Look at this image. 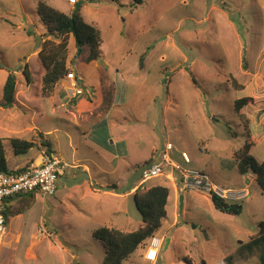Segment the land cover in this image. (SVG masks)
<instances>
[{
	"label": "rangeland",
	"instance_id": "374dc122",
	"mask_svg": "<svg viewBox=\"0 0 264 264\" xmlns=\"http://www.w3.org/2000/svg\"><path fill=\"white\" fill-rule=\"evenodd\" d=\"M45 1L69 15L75 6L70 0ZM78 1L84 7L85 21L101 29L104 57L89 62L88 48L79 52L70 35L67 75L50 95L39 94L45 68L39 54L33 53L42 49L46 40L61 39L49 35L37 14V0H0V82L4 68L9 67L7 62L14 70L29 66L33 105L40 109L35 123L44 130L62 128L76 119L81 124L106 118V109L115 100L118 106L111 115V138L107 139L102 125L96 126L91 137L109 144L107 148L118 156L128 149L145 147L143 154L131 155L135 160L144 157L135 169L105 174L104 180L111 185L118 181L122 191L129 181L142 180L144 169L161 162L165 151L178 165L163 163L161 175L141 185L142 191L160 183L171 189L168 218L156 234L164 238L161 248L151 260L146 257L148 246L140 247L123 264H199L202 259L207 264H264V249L248 246L264 221V190L255 174H239L234 158V151L247 140L234 102L246 96L253 99L242 109L257 141L252 153L264 161V0H145L138 6L132 5L133 0ZM28 55L32 56L26 61ZM26 88V83H21L17 89ZM61 92L70 99L78 94V99L87 97L96 107L86 115L71 110L73 105L58 104ZM6 122V129L19 128L18 120ZM27 124L32 125L28 118ZM57 133L64 137V132ZM19 134L18 138L25 137ZM118 136L123 143L110 145ZM33 137L35 146L26 154H11V144L5 145L10 168L44 151L57 154L52 149V144H57L54 136L51 141L41 132ZM61 144L67 140L63 138ZM168 144L173 148L166 150ZM60 149L66 155L70 152L66 145ZM194 171L206 175L211 188L220 186L239 195L244 192L242 199H227L241 204L242 212L231 215L219 211L208 190H186L183 173ZM65 180L60 177L56 192ZM206 182L203 180L202 185ZM179 196H184L182 209ZM36 197L25 212L8 217L9 230L0 243V264H102L105 247L93 237L94 222H77L82 214L74 212L72 206L67 212L56 195L40 193L42 198ZM49 201L58 205L53 207ZM22 202L14 200L11 207L17 209ZM127 203L130 214L118 212L124 204L112 202L97 215L109 227L133 231L143 223L142 215L133 196ZM65 218L74 226L63 225ZM123 220L126 223L121 224Z\"/></svg>",
	"mask_w": 264,
	"mask_h": 264
},
{
	"label": "trees",
	"instance_id": "16d2710c",
	"mask_svg": "<svg viewBox=\"0 0 264 264\" xmlns=\"http://www.w3.org/2000/svg\"><path fill=\"white\" fill-rule=\"evenodd\" d=\"M144 1L133 0L132 5L138 6L143 4ZM81 8L82 6L78 1L69 15L53 7L45 0H37V14L45 24L49 35L61 39L59 42H55L53 39L46 40L38 53L46 71L42 80V95L45 97L53 92L56 84L68 73V37L70 35H73L77 48H88L89 55L87 59L89 62H96L104 57L101 29L85 21ZM140 61L142 65V59ZM23 74L26 80L31 82L28 65L23 69ZM240 87H243V85H240ZM17 92V80L14 74L10 73L3 86L0 106L3 108L13 107L17 102ZM252 100V97L245 96L236 99L234 102V110L239 115L247 136L245 144L234 151V158L237 160L239 174H255L264 190V161H259L252 153L257 141L251 133L250 120L242 112V109ZM233 135L235 136V133ZM9 140L15 155L26 154L35 146L34 141L22 138L14 137L9 138ZM4 141L5 139L0 137V171L6 173L20 172L22 169L15 170L8 166ZM36 193L37 191H29L11 197L10 202H13L16 198L17 200L23 199V202L17 209H13L12 205H6L5 216L8 218L25 212L34 203ZM170 195L171 189L166 184L160 183L144 191L139 186L136 188L133 197L142 215L143 224L141 226L133 231H123L108 226H101L93 231V237L101 241L105 247L102 264H123L139 247L149 246L152 236L162 229L164 221L168 218L167 207ZM210 197L215 208L223 213L239 215L242 212L243 206L241 204L230 203L214 191H210ZM248 246L251 249H264V221L259 224L258 234L248 242ZM189 261H191L190 258ZM199 264H207V262L202 259Z\"/></svg>",
	"mask_w": 264,
	"mask_h": 264
},
{
	"label": "crops",
	"instance_id": "0c3cea01",
	"mask_svg": "<svg viewBox=\"0 0 264 264\" xmlns=\"http://www.w3.org/2000/svg\"><path fill=\"white\" fill-rule=\"evenodd\" d=\"M83 11H84V7H82V14ZM71 37L73 38V35ZM73 41H74L73 42L74 47H76L75 39ZM40 50L41 48L35 50L33 54L37 55L40 52ZM31 56L32 55H28L26 61H29L31 59ZM6 65L9 67H6L7 69L4 68L5 70L2 73L4 77H3V81L0 82L1 84L0 89H2L0 101L2 100V96H3V86L10 73L15 72L16 74L15 78L17 80V88L21 83H26L28 88L22 89L17 92L16 95L17 102L13 107L3 108L0 106V132L4 133V134H0V137H3L5 139L4 145L10 143L9 138H14V137L18 138L19 133H23L25 135V137L22 136L23 137L22 139H26L29 141H33L34 139L33 136L36 135L38 132L43 133L44 137L48 140H50L49 139L50 137L52 138V136H54V140L57 144L51 143L52 149L54 150V152L60 155V157L65 162V170L60 177H66V180L63 183L62 187L59 189V191L55 192L53 196L55 195L58 196L56 197L57 200L59 201L60 205L66 206L67 212H71V206H72L74 208V212L76 211V213L82 214L83 217L80 216L82 218L76 219L77 222L79 223L94 222L92 225L93 226L92 234L96 228L101 226H108L106 225L107 222L100 215H97L101 213L102 210H105L107 208V203L112 204V202H115L116 204L119 203L124 204V209L118 210V212L123 211L126 212L127 214H130L131 209H130V205H128L127 203V200L130 196H133L136 188L141 186V179H138V181L134 183H131L132 181H129L128 183H126V190L122 191L119 189L121 186L118 183V181L113 185H111L110 183H107L106 180H104V176L105 174L115 173L117 172V170L126 172L128 170L135 169L134 167L137 165L139 161H141V158L144 159V157L138 159L139 157L138 156L135 160L134 157L133 159H131V155L134 156V154H138V153L143 154V151H145V147H143L142 149L137 147L134 150L128 149L124 155L118 156V153H116L110 148H107L109 147V144H107L103 140L97 139L96 137L94 138L91 137L92 134L96 132V126L102 125L106 129L107 139L111 138V135L113 133V127L111 126V115L113 109H115V107L118 106L115 103V100L113 103L114 105H112L111 108L106 109L105 112L106 118L98 117L99 119L94 122H82L81 124L79 122L80 119H76L74 120V122L68 121L64 123V127L62 128L56 126L44 130L40 128V126L37 123H35L36 118L40 113L39 112L40 109H37V107L33 105L34 103L32 100L33 75L31 73V69L29 68L31 74V82H28L23 74V69H18V70L11 69V65H9L8 62L6 63ZM42 71L43 72L41 73L44 76L45 69H43ZM43 76L41 77V80ZM75 76L77 77L76 74ZM79 78L83 79L82 76ZM22 80H24V82H22ZM39 90H40L39 94L42 95L41 83ZM58 96H59L58 104H60L59 102H61L62 105L64 106L66 104V107H68L69 105L71 106L73 105L70 108L71 110L73 108H75L76 110L78 109V111H80V113L84 115H86L87 112H92V108L96 107L93 102L87 99V97H81L78 99L77 96H79V94L74 95L73 96L74 98L71 99L65 97L66 96L65 92H61V95L58 94ZM52 97H54L52 99H55L56 94H54ZM53 104H54L53 107H55L56 106L55 102H53ZM28 113L30 114L29 116H27ZM27 118L30 119L32 125L28 126ZM6 119H8V121L9 120L12 121L13 122L12 124H14L15 120H18L20 129L19 128L16 129V127H9V126H8L9 129H6L7 128ZM109 126L110 128L112 127V130L109 129ZM74 129H77V131L73 132L72 130ZM59 131L64 132V137H62L60 133H57ZM63 138L67 140V144H61ZM113 140L111 139V143L113 144L110 145H115L116 142H118L119 144L123 143L122 136L114 137ZM63 145H66L67 148L69 149L70 152L68 153V155H66L63 149H60V147H62ZM81 147H84V150H81ZM5 152L8 162L7 148H5ZM11 154H14L13 148H11ZM128 156L129 158H127ZM39 157H41V155H37L36 157L26 158L24 161L17 163L14 169L24 167L25 165H27L29 162L32 161L39 162L40 161ZM105 157H107L106 159L109 162L103 161ZM175 165L177 164L175 163ZM60 177L58 181H60ZM121 180L124 181L122 177ZM56 190H58V185ZM36 195L37 197H39L40 193H36ZM77 196L80 197L78 202L76 200ZM112 198H114V200H112ZM119 199H121V201H119ZM176 201H177V197L175 200L174 209L178 205V202ZM49 205L56 207L58 205V202L49 201ZM89 213L94 214V216L88 218L86 214ZM64 221L65 222H63V225L66 224V226L68 225L74 226L72 222H70L71 219L65 218ZM120 223L123 224L126 223V221L123 220ZM158 232L156 234H158ZM171 240L172 239H169V242H171ZM146 257H147V253H146Z\"/></svg>",
	"mask_w": 264,
	"mask_h": 264
},
{
	"label": "built area",
	"instance_id": "2783aa9c",
	"mask_svg": "<svg viewBox=\"0 0 264 264\" xmlns=\"http://www.w3.org/2000/svg\"><path fill=\"white\" fill-rule=\"evenodd\" d=\"M72 4H76L78 0H70ZM73 80H77V77L73 72L69 73ZM79 94L82 92L77 91ZM84 93V92H83ZM82 93V94H83ZM173 145L168 144L166 150L172 149ZM186 162H189L187 153H183ZM174 164L170 159L167 152H163L162 161L155 162L148 166L143 171V179L141 184L148 179L158 177L163 172L162 165ZM177 165H175L176 167ZM177 168V167H176ZM22 169L20 172L6 173L0 171V243L6 237L8 233V218L4 214L6 205H11V197H15L20 193L37 191L44 195H54L57 189V181L59 177L64 173L65 162L63 159L53 152H42L41 160L39 162H29L27 165L15 170ZM184 188L187 189H205L214 191L220 197L226 199H242L246 194L244 192H232L231 189H224L220 186L217 188H211V182L208 181V177L200 172H184ZM193 175V177H190ZM188 178H191L189 180ZM205 180L206 185H202V181ZM244 193V194H243ZM164 238L152 236L147 249V258L154 260L155 253L161 248ZM149 251H151L149 253ZM148 255H151L148 257Z\"/></svg>",
	"mask_w": 264,
	"mask_h": 264
},
{
	"label": "water",
	"instance_id": "95a60500",
	"mask_svg": "<svg viewBox=\"0 0 264 264\" xmlns=\"http://www.w3.org/2000/svg\"><path fill=\"white\" fill-rule=\"evenodd\" d=\"M82 51V48H79V52ZM15 76V75H14ZM183 200H184V196H180V202H181V209L183 208ZM169 241V240H168Z\"/></svg>",
	"mask_w": 264,
	"mask_h": 264
},
{
	"label": "clouds",
	"instance_id": "9594fccd",
	"mask_svg": "<svg viewBox=\"0 0 264 264\" xmlns=\"http://www.w3.org/2000/svg\"><path fill=\"white\" fill-rule=\"evenodd\" d=\"M75 5V4H74ZM142 181V180H141ZM142 185V184H141ZM155 236V235H154Z\"/></svg>",
	"mask_w": 264,
	"mask_h": 264
}]
</instances>
